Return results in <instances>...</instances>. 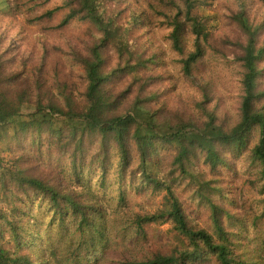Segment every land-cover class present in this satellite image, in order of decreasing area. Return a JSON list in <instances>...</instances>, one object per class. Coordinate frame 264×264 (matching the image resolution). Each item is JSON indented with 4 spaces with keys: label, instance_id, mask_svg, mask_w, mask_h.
Wrapping results in <instances>:
<instances>
[{
    "label": "trees",
    "instance_id": "1",
    "mask_svg": "<svg viewBox=\"0 0 264 264\" xmlns=\"http://www.w3.org/2000/svg\"><path fill=\"white\" fill-rule=\"evenodd\" d=\"M28 1L32 9L42 10L27 16L29 23L43 20L51 30L75 19L89 25L87 50H73L83 68L84 88L79 99L75 84L43 73L44 58L37 72L27 67L28 60L17 66L26 55L9 42L12 29L4 28L8 44L0 41V141L8 126L13 132L6 148L12 164L1 167L0 156V199L9 205V210L0 206V264H105L110 253L107 207L93 193L86 172L99 169L105 185L114 157L119 182L138 192L147 187L166 191L168 214L194 251L184 259L164 246L148 245L146 226L163 222L167 213H137L134 222L147 245L141 253L112 259L113 264H251L235 242L240 227L249 222V209L258 207L253 218H264V17L258 21L248 14L245 0H236L224 14L226 22L247 35L243 52L233 53L242 68V101L239 118L230 125L207 108L214 95L212 81L199 85L198 105L205 118L186 116L179 109L170 120L161 114L164 107L154 104L158 93L147 92L162 78L151 69L158 63L147 57L142 40L158 26L170 28L171 47L183 55L182 72L205 78L208 50L220 49L210 30L211 17L205 14L211 0H66L67 13L57 25L52 21L61 6L47 9L51 0ZM26 2L13 0L11 8L22 11ZM223 56L228 59L229 53ZM128 76V86L117 90L115 79ZM25 108L30 111L23 112ZM162 150H172L171 157L163 158ZM163 160L165 178L158 174ZM241 160L256 173L242 186L236 172ZM185 181L187 187L194 183L212 229L191 224L177 193ZM121 186L119 198L126 204ZM36 199L46 203L53 218L74 222L80 240L76 246L36 243L39 233L31 214Z\"/></svg>",
    "mask_w": 264,
    "mask_h": 264
},
{
    "label": "rangeland",
    "instance_id": "2",
    "mask_svg": "<svg viewBox=\"0 0 264 264\" xmlns=\"http://www.w3.org/2000/svg\"><path fill=\"white\" fill-rule=\"evenodd\" d=\"M13 0H0V41L8 44L4 38L5 27L11 28L9 31L11 37L9 42L17 47L20 54H25L24 58L17 60V66L27 61V67L32 71H39L37 66L43 58L46 66L43 73L48 76L66 80L75 84L77 90L74 94L81 98V91L84 88L83 68L74 56L73 50H81L85 53L88 42L87 29L89 25L79 20H72L65 28L52 30L48 28L47 22L41 20L35 23H29L27 16L38 14L40 8L32 9L31 2L23 5V10L14 12L12 7ZM66 0H51L46 6L47 9L62 8L57 12L53 25L60 23L67 13L64 6ZM248 4V14H252L260 21L264 17V0H245ZM227 3L225 7L224 3ZM236 0H211L206 7L205 14L211 17L210 30L214 33L213 38L217 39V45L220 48L218 53L208 50L205 57L207 71L205 78H191L186 76L181 70V58L183 55L173 50L168 39L170 28L167 26H158L152 28L148 34H145L142 44L146 49L147 57L153 56L154 62L158 63L151 66L156 74H160L162 80L152 84L147 90L148 93L156 92L159 97L154 100L156 107H164L161 114L164 113L170 120H175L179 109L184 115L201 118L205 114L202 107L198 105L202 98L200 83L206 80L212 81L214 95L206 103L207 108L217 112L220 122L234 124L240 115V105L242 101V68L238 61L233 59V53H242L241 45L246 44L247 35L236 24L225 21V11H228ZM50 25V24H49ZM2 26V27H1ZM264 39V35L260 40ZM192 37L189 39V48L192 45ZM229 53V58L223 54ZM114 60H110L113 64ZM162 71V72H161ZM51 77H48L52 81ZM129 77L115 79L117 90H123L128 86ZM151 83V82H150ZM210 83V82H209ZM136 95L132 93L131 98ZM157 97V96H155ZM30 111L25 108L23 112ZM11 126L7 127L3 140L0 141L1 167L11 165L8 161L9 153L6 150L7 143L12 135ZM257 139V138H256ZM172 150H162L163 158H170ZM48 156V155H47ZM165 163L163 160L160 168L158 167L159 177L165 178ZM153 172H156V166H152ZM236 172L240 175L238 185L242 186L245 179L256 174L251 169L247 161L241 160L236 167ZM88 178L91 181L93 193L99 197L100 201L106 205L104 218L105 240L110 249L108 259L105 264H113L112 259H120L121 254L128 256L141 253L145 249L146 243L142 234H139L135 214L145 215L157 210L167 213L163 222L153 223L146 226L148 235V245L164 246V249L176 251L177 257L187 258V255L194 251V246L190 239L177 229L176 223L170 218L166 209V191H152L150 188L138 192L135 188L126 185L125 182H119L117 174V162L114 157L107 173L106 184L101 185V173L99 169H93V172L87 171ZM235 174H231L230 179H234ZM139 183V182H138ZM188 181L177 188V193L189 213L190 222L197 227L211 228L209 220L210 213L204 204L199 203L198 197L193 192L194 183L187 187ZM125 187L127 203L120 201L119 193L122 185ZM247 195L250 193L245 189ZM1 198V196H0ZM0 206L9 210V205L0 199ZM255 206V203H253ZM249 209L252 212L257 211L258 207ZM244 211V210H243ZM249 213V222L246 226H241L240 235L237 236L235 247L242 254L246 255L251 264H264V218L255 219L253 213ZM31 214L34 215L35 231L39 233V239L36 243L43 247H49L53 244L57 248L66 247L67 244L76 246L79 243V235L76 232V226L71 220L61 221L59 218H53L45 202L40 199L34 200ZM38 247V246H36ZM187 252V253H186ZM189 260L187 264H191Z\"/></svg>",
    "mask_w": 264,
    "mask_h": 264
}]
</instances>
